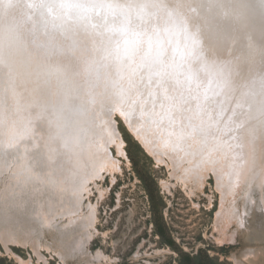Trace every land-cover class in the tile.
<instances>
[{"label":"bare ground","instance_id":"6f19581e","mask_svg":"<svg viewBox=\"0 0 264 264\" xmlns=\"http://www.w3.org/2000/svg\"><path fill=\"white\" fill-rule=\"evenodd\" d=\"M163 1L155 3L157 8L154 10L155 20L152 21L154 27L145 30L147 26L143 31L140 29L139 35L135 34L136 30L119 31L116 40L123 35L127 38L128 36L143 38L151 33L154 37L148 41L153 42V50L163 47L162 50L165 52L172 50L171 56H174L177 50L174 46L176 42L177 46L184 50V53L179 52L178 58L184 68L183 71L179 69L175 72L173 62L170 61L169 65L168 58L161 56V53H158L152 63L151 60L148 62L149 65L151 63V70L156 63L160 64L162 73L158 80L166 77L168 88H174L175 92H169L166 88L162 90L161 85L156 86L157 80H154L156 83L147 84V88L143 87L142 84L146 80L148 82L149 77L146 76L144 80L140 76V69L136 71L138 67L135 68L134 65L135 71L130 70V63L127 61L117 64L118 70H121L122 74L132 76L136 85L139 79L141 80L131 95L142 96L138 98L131 96L128 100L120 102L117 97L114 100L116 95H110L111 91L107 87L103 96L99 97L100 94L95 91L97 98H94L93 93L80 95V83L75 85V80L80 82L77 73H80V70L85 73L90 64L93 68L90 67L89 70L92 69L93 75L96 72L94 62L99 61V53L95 51L96 45L94 46L93 41L79 34L76 36L50 34L48 37L45 31H38V27H35L37 29L35 32L29 30L35 49L42 48L46 54L56 56L51 60L57 59L64 64L70 62L77 65L80 62L78 64L80 70L73 74L76 77L73 85L67 84L64 76L59 77L62 81L59 82V95H45V92L43 95L41 85H38L40 91L38 92L31 84L28 89L32 95H7L12 91L9 87L5 89L7 94L2 95L3 91L0 92L1 120L4 118L0 125V174L6 173L9 179L8 182H3V189L0 191V206L7 207L4 218L8 224L0 227V243L4 252L14 257L18 263L26 261L14 254L11 249L14 245L32 248L37 259L44 264H48V261L41 253L43 248L55 253L64 264L68 257L78 256L82 257L84 264L115 262L101 250L90 254L91 252L85 248V244L93 239L95 232L97 233L95 229L97 208L89 204L86 211L84 208L86 205L82 203L85 198L83 193L89 194L90 183L96 186L97 180H101L104 174H114L121 170L120 160L112 155L110 148L114 147L119 156L126 158L124 142L115 127L113 115L125 122L135 139L157 163L171 167V176L184 186L193 184L202 187L208 175L212 173L221 196L218 223L236 222L238 227L247 229L246 217L249 216V208L245 198H249V203L251 201L253 203L255 198L252 194L255 191L261 193L259 211L264 214V113L260 112L262 109L259 108L260 102L264 104V100L261 95H253L255 91L246 95L251 86L254 88L264 79V52L258 60L257 56L252 55L247 49V55H244L245 51L240 46L244 41L236 43L235 40L237 42L239 40L233 41L231 34L233 37L240 34L246 37V33L231 29L228 14L226 15L228 19L219 26H215L211 21L207 22L206 15L213 18L207 12L213 10L211 4L210 9L204 11L200 4L204 2L203 0H167V3ZM24 2L31 3L32 0ZM195 6L198 11H195ZM257 6L262 13L254 18H258L264 24V9L260 1ZM148 24L152 23L149 21ZM143 25L144 23H141L140 27H144ZM179 25L183 27L182 31L178 29ZM186 30L190 34L188 37ZM166 38L170 40L167 41ZM48 40L50 42L47 43ZM195 45L192 58L189 53ZM152 48V46L146 48L147 57L142 61V67L144 63L146 65L151 54H156L153 51L149 52ZM197 49L202 53L195 57ZM140 50L141 54H137L139 59L144 54V48ZM60 54L63 58L59 57ZM138 58L135 61H138ZM216 62H219V66L212 69L214 66L211 65ZM126 67L128 71L124 70ZM201 68L199 74L202 73V80L200 75L199 79L194 75V70ZM132 72L136 74L130 75ZM175 74L177 77L173 79ZM108 75L109 72L105 71L102 78L98 76L99 89L104 87L102 82ZM206 75H209L208 78L212 82L205 86L202 81ZM212 77L219 78V81L213 82ZM10 79L13 90L19 92L17 89L19 88L21 93L28 83L32 82L31 78L26 76L21 77L22 83L16 82L13 77L5 80L8 82ZM196 82L199 85L203 84L204 87L197 90H202L201 93L204 95H196V88H191ZM42 88L44 91V86ZM51 88L54 90V86ZM67 88L70 94L77 91L76 94L79 95H62V91L64 93L68 91L65 90ZM178 88L181 90L176 94ZM165 91L166 95L173 96L170 103L176 102L177 106L180 104L181 106L170 109L166 104L162 105L165 100L163 95L159 94H164ZM217 93L219 95H216ZM56 102L63 104V108L53 105ZM155 104L159 106L154 107ZM3 105L5 106L2 114ZM14 110H18L19 114L30 111L29 115L33 114V117L30 118L28 115L18 121V116L13 117L15 115L11 114ZM47 110L51 111L46 116L44 114ZM174 110L181 113L173 114ZM185 113L190 120L185 117ZM31 119L41 122L31 123ZM187 123L192 128H188ZM251 128L258 131L253 130L256 133H252ZM226 133L230 135L225 136ZM162 186L169 188L167 183L162 182ZM17 196H21L22 199L19 200ZM239 198H244L242 205L238 203ZM17 205L24 208L22 210L9 208ZM240 208L241 212H238ZM12 214H18L22 233L9 226L14 220ZM44 229L54 230L60 235L61 246L54 249L41 244L40 241L29 240L34 236L40 237ZM103 236L105 237V234ZM234 264L243 263L235 259Z\"/></svg>","mask_w":264,"mask_h":264},{"label":"rangeland","instance_id":"374dc122","mask_svg":"<svg viewBox=\"0 0 264 264\" xmlns=\"http://www.w3.org/2000/svg\"><path fill=\"white\" fill-rule=\"evenodd\" d=\"M182 28L183 27L179 25L178 29L182 31ZM137 29H133L132 32L136 30L135 34H139V30L141 29L143 31L144 27H138ZM186 33V37H188L190 35L188 30H186ZM117 34L118 32L116 35ZM148 37L149 35H147L145 38L128 36V39H130L129 41L132 42L131 47L133 44H136L139 46L138 49L132 50L131 57L126 55L125 51L123 52L119 50L120 53L118 52V54L122 55L120 57H129L126 58L124 62L128 61V63H130V70L135 71V68H133V65H135L138 67L136 68V71L140 69V76L144 80H146V76L149 77V81H145V83L147 82L146 84L141 83L144 85L143 87L147 88V84L157 80L156 86L161 85L162 90L166 88V90L169 92H175L173 91L174 88H168L169 84L167 83L166 77L160 81L158 80V76L162 73L160 64L156 63V61V64L152 70L150 67L151 63L156 60L158 53H161V56H164L163 53L165 51L162 50L163 47L156 51V49L153 50L154 46L152 45L153 48L149 52L151 53L153 51L156 54H151L146 62V65L145 63L143 67L141 65L142 61H144V59L147 57V53L145 52L147 46H145V42L148 44ZM169 40L170 39H167V41ZM174 46L177 47V50L174 56H171L172 50H169L168 53L170 56L167 57L169 61L168 64L171 65L170 61H172L175 72H178L179 69L183 71L184 68L181 66V63H179L178 58L179 52L182 51V53H184V50H182L181 47H178L176 42H174ZM139 48H144V54L140 56V59L137 56V54L141 52ZM195 48L196 45L194 47L192 46V51L189 53L192 58L194 56L193 52L195 51ZM95 51L99 53V61L96 62V60L94 62L96 72L91 75L92 69L89 70L91 65L89 64V67H87V64L86 67L88 69H86L87 71L85 73L82 72V70H80V73H77V75L79 74L77 76L78 79H84L85 77V79L87 78V83H89L88 87H84L85 90L88 89L87 92L84 90V92L87 93L85 95H92V93L89 92L91 87V92L95 90L98 92V94L100 93V95L105 94L106 87L111 91L109 92L110 95H116V93H114V91H117L114 87L116 83L123 86L126 93L125 95H130V97L135 96V98L142 96L131 95V92L134 93V91L137 89L138 84L141 81L140 79L136 85L132 76L122 74V71L118 70V65L116 63L112 64L110 62V58L106 52L103 53L104 50H101V48L97 46ZM72 53H74V51ZM186 53L188 54V52ZM201 53V50L197 49L195 52V57L200 56ZM53 57L56 56L54 55ZM59 57L63 58V55L60 54ZM137 58L138 61H135ZM149 60H151L150 65L148 64ZM184 61H186V58ZM85 62L89 63L88 61ZM79 63L80 62L77 63V67ZM102 64L104 69H102ZM207 65L209 67V64ZM110 66L112 72L110 71ZM211 66H214L212 69H216L219 66V62H216ZM125 69L128 71V67L124 68V70ZM103 70L104 72L108 71L109 75L108 77L104 78L105 81H100L104 87L99 89L100 86L98 82L100 79L98 76L102 78V75H104ZM129 74L134 75L136 72ZM89 75L92 77L93 82L90 80ZM199 75L201 77L202 73ZM174 77H177V75H173V79ZM208 77L209 75H206V78H204L202 81L205 86L209 84L210 78ZM217 77L220 78V76ZM219 78H213V82L219 81ZM123 79L124 82L122 81ZM200 79L202 80V77ZM128 87H130V89ZM203 87V84L199 85V83L196 82L195 84H192L191 88H196V95H204L203 92L201 93L202 90H199ZM180 88L182 89L183 87ZM180 88H178L176 94L180 93ZM197 88L199 89L197 90ZM17 89L19 93L22 94L20 89ZM95 91L93 95L95 94ZM76 93L77 91L70 95H79ZM45 95L59 94L54 88V90L51 89L47 94L45 93ZM159 95H163V99L165 100L162 105L166 104L167 108H173L177 106L178 103L176 102L170 103V101H172L171 99H173L171 97L173 96L166 95V91L164 94L160 93ZM159 95L157 98L160 97ZM216 95L219 94L217 93ZM78 100L79 99H77V101ZM77 103L80 105L79 102ZM53 105L63 108V104L60 105L57 102ZM4 106L5 105H3L2 108V114L4 111ZM155 106L157 107L159 105L155 104L154 107ZM179 106H181V104ZM50 111L51 110H47V113L45 112L44 115L47 116ZM8 112L10 113V111ZM29 113L30 111L20 112L19 114L18 110H14V112L11 114L15 115L13 117L18 116L17 120L21 121V118L24 119L25 116L29 115ZM172 113L180 114L181 111L174 110ZM204 114L205 113H203V115ZM5 115H3V117ZM29 117H33V114H30ZM185 117L189 118L188 115L186 116V113ZM113 119L116 123L120 137L124 142L126 158L119 156L116 152V149L111 147L110 151L112 155L120 160L121 170L115 172L114 174H104L101 180H97L96 186L92 183L89 184V194L88 192L83 193L85 198L83 199L82 203L86 205L84 207L85 210H88L87 206L89 204L97 208V220L95 222V229L97 233L95 232L93 239L87 243L88 245L85 244V248L91 252L90 254H95L96 251L101 250L104 255L115 261L112 264H178L181 254L192 256L201 252L208 255L209 257L216 258L219 262H224L225 264H234L235 259H237L239 263L243 264H264V214L259 211V204H261L260 191L253 192L252 195L253 198H255L253 199V203L252 201L249 203L250 199L245 198V200L248 201L247 207L249 208V216L246 217L247 229L238 227L236 222L228 223L226 221H222L218 223L217 214L221 209V196L220 192L216 188L215 179L212 173L208 175L202 187L193 184H188L187 187L184 186L171 176V167H168L165 164L157 163L146 152V150L142 148L140 143L135 139L122 119L114 115ZM2 120L0 115V125ZM35 121H38L39 124L41 122L40 120L31 119V123ZM187 126L188 128H191V125L188 123ZM188 128L187 130H190ZM4 181H9L6 173L0 174V191L3 189ZM162 182L167 183L169 188H164L162 186ZM17 198L19 200L22 199L21 196H17ZM238 201V203L242 205L244 198H239ZM9 208L13 210H22L24 207L17 205L14 208ZM29 208L30 207H28V209ZM6 210L7 207L0 206V227L8 225L4 218ZM238 212H241V208L238 210ZM12 215L14 216V220L9 226L16 228L18 232L22 233V226L18 223V214ZM74 229L75 231L77 230V228ZM42 231L43 235L41 234L40 237L34 236L33 239L29 240H34L37 242L40 241L41 244L51 246L54 249H57V247L61 246V236L58 235L54 230L44 229ZM103 234H105V237ZM12 247L11 249L14 254L22 258L24 261H26V263H18L14 257L7 255L4 252L2 244L0 243V264H44L43 261H39L37 259L32 248L17 245ZM51 252L52 251L46 250L44 248L41 249V253L45 260L48 261V264H64L55 255V253ZM79 257L80 256L72 258L68 257L65 261V264H84L82 257ZM95 262L96 261H94V263Z\"/></svg>","mask_w":264,"mask_h":264},{"label":"water","instance_id":"95a60500","mask_svg":"<svg viewBox=\"0 0 264 264\" xmlns=\"http://www.w3.org/2000/svg\"><path fill=\"white\" fill-rule=\"evenodd\" d=\"M166 1L164 0L163 3H167ZM203 1L200 4H202L204 11L210 9V4L213 9L207 11L213 18L206 15V21H211L215 26H219L225 19H228L226 17L228 14L231 29L236 32L246 33V37L243 34L233 37L231 34L232 40H239L238 42L235 40L236 43L244 41L240 45L245 51L244 55H247L248 50L252 55L255 54L257 56L256 60H258L264 52V24L258 18H254V16L258 17L262 13L260 7L257 6L260 0ZM91 2L92 0H79V3L86 6L68 9L59 7L60 0H49L51 5L49 10V8L35 7L34 5L38 3V0H32L31 3H26L24 0H0V26H2L0 28V92L3 91L2 95L7 94L6 90L8 87L11 88L12 91L10 92L12 93L9 94V92L7 95H20L19 92L13 90L12 79L8 82L5 79L13 77L16 82L22 83L21 77L23 76L31 78L32 82L28 83L22 95H32L28 89L30 84L38 92H40L38 85H41L42 94L44 92L47 94L52 89L51 87L54 86L59 94V82H62L59 77L64 76L66 83L73 85L76 78L73 74L80 70L74 63L64 64L57 59L55 61L51 60L53 56L46 54V51L43 52L42 48L35 49L28 33L29 30L32 29L35 32L37 30L35 27H38V31H45L48 37H50V34L52 36H76L79 34L87 40L93 41L94 46H99L101 50H104L103 53L106 52L112 64H123L124 60L129 57H120L122 55L118 54L119 50L125 51L126 55L131 57L132 50H137L138 46L133 44L131 47L132 42L124 35L116 40V33L118 32L117 35H119V31H126L127 29L132 31L140 27L141 23H144V28L148 26L145 30L154 27L152 21L155 20L154 10L157 8L155 3L160 2V0H103V3L111 5L110 8L87 6ZM96 2L98 3L100 0H96ZM207 4L208 6H206ZM262 7L264 9V5ZM194 9H196L195 11L199 10L196 6ZM223 14L225 15L222 17ZM149 21L152 24H148ZM11 30H14V32ZM148 35V39L152 40L154 35H151V33ZM149 44L145 42L146 48L151 47L153 42L149 41ZM117 45H119V50H117ZM158 50L160 49L157 48L156 51ZM243 50H241V53H243ZM163 55L166 57L170 56L168 52H164ZM246 59L249 60L247 56ZM134 67L136 68L135 65ZM6 70L9 71L6 72ZM90 80L92 81L91 76ZM79 83L80 95H85L84 87H88L87 78L85 79L84 77L80 82H76L75 85H79ZM42 86H44V91ZM114 87L117 90L114 91L116 93V96L113 95L115 96L114 100L118 98L120 102H124V99L128 100L130 98V95H125L122 85L115 83ZM65 90L68 91L66 93L62 91V95H69V89ZM91 90L92 87L89 92L94 93L95 90L92 92ZM85 91L87 92V89ZM252 91H255L253 95H261L264 100V79L257 83L254 88L251 86L246 95H250ZM93 96L97 98V95L94 94ZM259 108L262 109L260 112L264 113V104L262 102H260ZM188 119L190 120V117ZM115 127H117L116 124ZM251 130L252 133H256L253 130L258 131V129L253 128ZM227 135L230 134L226 133L225 136Z\"/></svg>","mask_w":264,"mask_h":264},{"label":"snow or ice","instance_id":"6c2138e0","mask_svg":"<svg viewBox=\"0 0 264 264\" xmlns=\"http://www.w3.org/2000/svg\"><path fill=\"white\" fill-rule=\"evenodd\" d=\"M260 2L262 5H264V0H260ZM34 6L38 7V8H49V10L51 9V5L49 3V0H38V3ZM85 6L86 5L79 3V0H60V3H59V7L68 8V9L81 8V7H85ZM87 6L94 7V8H110L111 7V5L103 3V0H100V2H98V3L96 2V0H92V2ZM129 23H130V21H129ZM137 35H139V34H137ZM117 50H119V45H117ZM200 70H202V68L194 70V75L196 76L197 79H199V71ZM210 84H211V80L209 81V85ZM207 98H208V96L206 94L205 99H207Z\"/></svg>","mask_w":264,"mask_h":264},{"label":"trees","instance_id":"16d2710c","mask_svg":"<svg viewBox=\"0 0 264 264\" xmlns=\"http://www.w3.org/2000/svg\"><path fill=\"white\" fill-rule=\"evenodd\" d=\"M178 264H225L219 262L216 258L209 257L204 253H196L195 255L181 254L178 260Z\"/></svg>","mask_w":264,"mask_h":264}]
</instances>
